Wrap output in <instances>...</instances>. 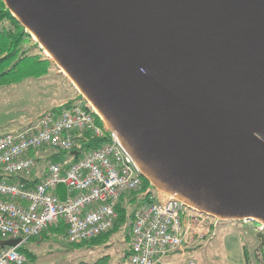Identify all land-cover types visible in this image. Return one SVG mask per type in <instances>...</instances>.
Masks as SVG:
<instances>
[{
	"label": "water",
	"instance_id": "obj_1",
	"mask_svg": "<svg viewBox=\"0 0 264 264\" xmlns=\"http://www.w3.org/2000/svg\"><path fill=\"white\" fill-rule=\"evenodd\" d=\"M2 1L155 188L264 225V0Z\"/></svg>",
	"mask_w": 264,
	"mask_h": 264
},
{
	"label": "built area",
	"instance_id": "obj_2",
	"mask_svg": "<svg viewBox=\"0 0 264 264\" xmlns=\"http://www.w3.org/2000/svg\"><path fill=\"white\" fill-rule=\"evenodd\" d=\"M98 117L78 93L25 126L0 134V240L21 238L16 246L0 245V264H29L19 246L50 227L63 224L59 239L69 243L108 232L118 217L121 196L142 189L144 175L135 159L118 132ZM85 132L107 139L97 148L78 150V159L70 163L51 162L38 180L31 177L35 151L77 150V135ZM59 182L67 187L64 201L55 190ZM131 209L130 264H161L168 254L185 250L187 242L213 238L222 221L232 222L190 207L153 185L137 196ZM258 228L264 230V225Z\"/></svg>",
	"mask_w": 264,
	"mask_h": 264
},
{
	"label": "rangeland",
	"instance_id": "obj_3",
	"mask_svg": "<svg viewBox=\"0 0 264 264\" xmlns=\"http://www.w3.org/2000/svg\"><path fill=\"white\" fill-rule=\"evenodd\" d=\"M6 24L11 28L14 27L10 21H6ZM22 45L24 49H28L30 54H39L41 57L48 58L52 64L48 73L41 77L31 76L18 82L0 85V134L25 126L29 120L35 119L42 111L55 108L61 101L72 99L79 93L69 78L61 71L62 69L41 48L33 36L25 35ZM48 152L52 155L58 154L59 162L64 165L72 160L68 150L49 148ZM36 157L37 165L32 171V176H40L45 167L52 162V159L43 155H36ZM127 220L112 235L110 244L96 243L92 245L86 243L78 245L69 243L59 239L56 230L47 229L42 235L23 243L32 257L29 264H130L123 248L127 242L126 234L131 229V208ZM228 223L222 221L220 227H227ZM233 223L242 229L247 243H257L258 234L264 233V230L258 228L260 224L256 221L237 220ZM205 242L207 243L206 249L209 250V245L213 242H209V240ZM175 257L180 258L181 256L176 254ZM189 260H195L198 264H202L198 257H186L182 264L188 263Z\"/></svg>",
	"mask_w": 264,
	"mask_h": 264
},
{
	"label": "trees",
	"instance_id": "obj_4",
	"mask_svg": "<svg viewBox=\"0 0 264 264\" xmlns=\"http://www.w3.org/2000/svg\"><path fill=\"white\" fill-rule=\"evenodd\" d=\"M6 21H10L14 27L11 28L6 24ZM25 35H30L25 31L24 26L12 15L10 10L6 7L4 2L0 0V85L10 84L13 82L21 81L27 77L35 76L41 77L48 73L52 61L48 58L41 57L39 54H30L28 49L23 48V42L25 41ZM98 121L101 122L98 117ZM78 145L76 146L77 151L83 149H94L100 146L107 137H97L89 132L77 135ZM74 151V150H73ZM70 151L72 160H77L75 152ZM52 162H59L58 154H55L52 158ZM152 185L150 181L143 176V186L139 191H133L130 193H124L116 207L118 217L114 222L113 227L106 233L96 236L89 240L75 242V244H96L107 242L108 239L118 231V229L126 223L128 220V212L136 201L137 196L150 192ZM48 229L56 230L61 233L65 230V226L61 224L58 227H50ZM46 230L43 231L45 233ZM32 237V238H36ZM30 238V239H32ZM29 239V240H30ZM28 240V241H29ZM258 248L264 247V233H259ZM19 250L24 252L29 261L31 262L32 257L30 251L22 244L19 246ZM258 255V254H257ZM33 256V255H32ZM127 256V253H125ZM246 263L252 264L251 257L246 252ZM258 264H264V258L260 257Z\"/></svg>",
	"mask_w": 264,
	"mask_h": 264
},
{
	"label": "crops",
	"instance_id": "obj_5",
	"mask_svg": "<svg viewBox=\"0 0 264 264\" xmlns=\"http://www.w3.org/2000/svg\"><path fill=\"white\" fill-rule=\"evenodd\" d=\"M66 100L67 99L61 101L59 104L63 103ZM48 149L49 148L37 152L35 151L34 155H43L51 159L54 155L49 153ZM47 169L48 166L45 167L43 173L40 176H32L31 174V177L34 180H38L46 174ZM220 228L221 227L219 225L216 235H214L213 238L208 239L209 242H213L209 245V250L206 249L207 243L205 241L207 240H204L201 243L187 242L189 244L185 245V250L176 251L168 254L161 264H182L184 258L186 257H198V260L201 261L202 264H247L246 252L251 257L252 264H258V260L260 259V257L264 258V247L258 248V245L255 242L247 243L246 237L243 235L244 232L240 227L236 226L235 223L229 222L227 227L221 229ZM110 238L107 242L104 243L110 244ZM125 240L127 242L123 249L128 256L129 233L126 234ZM176 254H180L181 257L176 258ZM195 264H198V262L195 261Z\"/></svg>",
	"mask_w": 264,
	"mask_h": 264
}]
</instances>
